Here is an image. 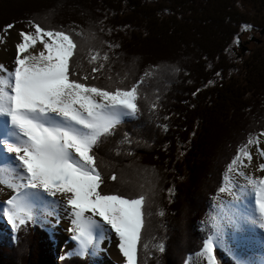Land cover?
Here are the masks:
<instances>
[{
  "label": "rangeland",
  "instance_id": "rangeland-1",
  "mask_svg": "<svg viewBox=\"0 0 264 264\" xmlns=\"http://www.w3.org/2000/svg\"><path fill=\"white\" fill-rule=\"evenodd\" d=\"M253 1L254 0H250L249 4L247 5V9L245 11L246 19H256V21H261V19L264 20V8L252 9L250 4ZM260 1L261 0H259V2ZM262 1L264 3V0ZM2 5L4 7L1 8V11L5 17L3 23H0V66H2V70L10 69L9 71H11L14 69L15 61L17 59V45L22 42V32L30 33L35 39V43L33 44L30 41L29 47L25 52L20 53V57L23 58L24 56H36L39 58L41 51H47L44 49V42H52L51 38L43 35L44 32L52 31L65 33L71 30L74 34V39L77 41V46L75 49H73V54L69 58L74 62L76 72L75 77L78 83L83 84L86 88L95 87L103 91H109L104 87L103 84L100 83V81L103 79H110L114 90L109 92H115L116 88L121 87V85L125 82L126 87L130 86V89L133 88V86L137 87L138 96L136 104L140 116H136V119L132 120V124L129 127L127 126L128 130L132 131L131 134H133V136L131 139L134 140V144L138 143L137 137L141 140L143 139L139 136V133L142 135L147 134V130H139L136 126H138L142 120H152L150 118L151 108H165L164 105L158 104V100L152 101L153 96L157 94V96L165 97V99L170 97L169 102H172L174 105L176 103V97L180 94L178 91L180 88L192 90V88L189 86L193 83L190 82L188 77L190 74H193L192 69L195 67V64L203 61L200 56L192 49L193 44L190 39L185 38L182 42H178L173 39V37L168 36L166 40H161L156 34L151 39H143L136 32H134L135 30L129 32L133 40L129 47L138 48V43L142 42L143 47L146 50L143 51L144 53H138L132 52L137 49L130 48L124 55H120V52H125V45L122 43V40L125 38L124 35L126 34L129 36L128 33L122 30L121 33L116 37L118 39L116 41L114 39L112 44L110 39L105 42L113 48V57H104L106 59L105 63H98L95 65V67L84 69V63L86 62V59H84L83 49L86 45V42L92 43L98 40V37L95 33H88L90 24L93 25V23L90 22L95 20L97 16L93 13L91 14V9L86 11L84 0H10L9 5L5 6L4 3H0V7ZM13 6L17 8V11L12 9ZM211 17L215 18L214 14H212ZM109 20L111 19L107 18L103 21V23L105 22L107 24L109 23ZM116 22L118 25L124 21L117 19ZM152 24L153 22H151L149 25ZM36 25L40 26V28L43 30L42 33H36ZM183 30L185 32V28H183ZM251 32L253 36L251 37L252 39H257L258 42L260 39H262V42L257 44L254 42V40L249 41L250 33L247 32L246 36L242 38V44H244L246 50L242 51L241 48H237L236 52L238 56L242 52V56L246 57V70L249 72V75L246 77V83L239 75V68H236V70L232 72L231 75L226 74L227 76L225 77L220 76V83L234 80L235 87L238 88L234 89L229 84H222V89L227 96H233L237 92L239 94L241 91H245V88L246 91L250 89V91L246 94V98L248 95L250 97L248 109L250 107L257 108L258 104H260L262 101L261 99H263L262 97L264 96V32L262 34H260L258 30H252ZM40 37H42V39ZM118 40L121 43L120 52L113 46ZM133 44L136 45L133 46ZM74 45L76 44L74 43ZM258 61L259 63H257ZM6 63L8 64V68L3 66ZM92 65H94V63H92ZM80 66L82 71L81 75L79 76L77 70ZM216 66L217 65H213L210 67L209 71L215 73L216 71L213 69L214 67L216 68ZM241 68H243V65L242 67L240 66V69ZM0 76H6L5 78H7V75L2 74L1 72ZM141 76L147 78L152 83V85L149 86L148 81L144 83ZM68 78L70 81H73L69 75ZM207 81L210 83L208 84ZM207 81L202 88L206 87L207 85L215 86V81L213 79H207ZM137 82L141 83L137 84ZM220 83H218L216 87L208 93L210 97H212L214 91H216V89L221 86ZM243 84H245L244 87ZM195 86V89L198 91L197 85ZM95 99L97 102L101 101L99 96H95ZM165 105L168 107L167 102H165ZM6 118V116L0 115V141H3V135L6 134V132H4ZM9 119L10 118L8 117V120ZM120 128L122 130L120 132L113 133V138L111 136L107 141L106 147L108 148L105 150V152H103V162L100 165L102 166L103 170H106L105 177L109 176L113 178V176L116 177L117 175L124 173L126 177L118 181L122 183L125 182V184H112L105 181V177H100L101 183L99 184L98 191L101 193V195L117 194L122 198L130 200L143 197L145 211L143 216L145 213H147L149 215L148 218H150V222L148 224L146 222V225L141 228L142 233L140 234V238L143 237L142 242L144 247H148V264H165L167 261H170L171 264H209L208 254L205 251V243L210 238L215 237L218 233L220 234V239L222 242H214L213 249L220 248L219 257L223 259L226 257L229 260L234 261L236 264H246L244 261L246 258L243 254H240L239 258H237L235 255V252H239L235 250L236 247L234 246L239 242V232H237L238 228L234 227L235 221L231 220L233 219V216L228 217V224L221 221L223 205L226 204L228 207H231V200H236L237 202H239V200L234 199L231 195L225 196L223 191L226 188V185L231 183V180H229V173L233 171V173H235V185L233 183L231 192L234 194L237 193L241 197L245 195V191L238 190L237 188L238 184L243 183L239 182L238 179V177L241 176V162L245 163L243 158L246 156L245 152H247L251 157L249 159L248 156H246L247 160L252 161L255 156H259L262 160V164H264V155H262V152H264V132L253 134V131L246 134V144L244 146H222L223 148L221 149L220 146H202L200 149L201 152L198 154L197 163H195L196 155H188L186 160L183 162L180 161V166L185 168V172L180 169V173L175 175L173 169L169 168L166 169L164 173H160L156 164L150 165L149 168L143 167L139 152L129 156L130 152L132 151L131 149H135L137 151L138 146H121V148H119L116 143V138L126 135L127 131V129L123 126H120ZM98 140L97 146H101V143H103L101 136L98 138ZM3 144H0L2 149V146H5L7 143L3 141ZM237 147L240 150L236 158L231 162V164H228L226 171H224L225 158L229 156L228 153H235ZM2 149L0 157H3V155L6 153V150L3 152ZM184 150H186L185 146H177L176 148V152H183ZM160 151L164 150L160 149L159 152ZM91 152H94V148H92ZM191 152L196 151L192 150ZM150 153L156 154L154 149H151ZM13 155L15 159V154ZM95 155L96 153L94 152V156ZM99 156L101 159L102 155L99 154ZM106 156L115 157L116 161L109 163L105 160ZM178 157H180V153L178 154ZM155 158L157 159V156H155ZM3 160H6V158H3ZM8 160L11 161L12 166L16 168V165L13 164V159L8 158ZM188 160H190L192 163H195L196 168L199 171L193 175L194 178L189 176L190 166L188 164ZM0 161L2 162V160ZM3 165L4 169L2 168L1 171H4V174L0 175V179L11 181L5 168L6 164ZM168 165L170 166V164ZM260 166L261 165H259V167ZM138 167H141L146 171L143 177H141L140 169H138L137 176V171L135 170ZM220 167L221 170L223 169L222 173H220V179L215 181L217 179L216 172L220 169ZM97 169L98 168H96V170ZM260 170H262V168ZM256 173H258V171ZM168 180L172 181L173 183L167 182ZM185 181H187V184ZM166 182L169 184L163 187ZM184 184H186V186H184ZM249 186L252 189L249 192V196L246 198V211L248 214L246 218V227H248L250 230V236L252 239L260 246V250H258V252H261V255L258 256L257 251H251L253 254L258 256L259 261H253L252 263L249 262V264H264V228L258 226V224H256L254 221L255 218H261L257 207L258 205L256 203V195L257 191L262 186L258 185L255 188L251 183H249ZM9 189L10 188L7 186V183H0V230L8 231L12 235L15 233L14 237L16 239H18L20 236L19 232L22 231H24V234L29 235L28 237L30 240L27 238H20L23 240V247L21 251L15 252V255L21 264L25 263L27 260L24 252L27 250V240L29 243L31 242L32 234L31 231L25 232V227L22 230L21 226L24 225H19L18 221L17 229H13L7 218L2 214V207L6 206V202L11 198V196L15 194L14 189ZM172 189L178 193V198L170 197ZM221 189H223V191H221ZM105 190L115 191L116 194H105ZM181 193H189V197L193 196L194 193L201 194L202 200H198V204H200L205 198L209 202H212L213 213L211 216H206V213L202 211L199 218L194 217V219L191 220L194 222V226L195 224H199L200 221L203 223L202 226L196 227V230L201 232L202 235L201 233H198V239L194 238L192 244L189 242V240H187L188 238L193 237L192 235L195 234L191 228L192 222L187 219L189 222L185 223L182 216L178 218L179 214L184 215L183 208H181L179 211L180 205H182L180 204V201H182V197H180ZM250 195L253 199V205L251 204ZM43 196L44 200L42 202H45V204L41 202L43 204L42 207L37 205L33 209L34 219L31 221V223L44 227L45 230L47 229L46 231L49 233V235H53L55 248L52 249L50 247V249L51 253L54 254L56 263L78 264V262L75 260H79L81 257L88 258L89 262L92 264H127V260L122 257V254L121 256L116 254V252L120 251L119 247V250H115V244L118 243L114 236L116 233L110 229V226L104 225L100 217L96 216L97 220L100 221L102 226L93 228V244L88 245L81 251V245L79 241L72 238L74 235H76V233L74 231H70V229L74 228L75 226L70 227L67 225L70 219V210L65 211V208L63 207V205L66 204V201L64 199L60 200V198L57 196L55 197L57 200L53 201V197L49 196L47 193ZM55 201L61 202V205L58 207L62 209L60 215L63 217L61 218L59 215L58 222L56 221V217L55 220H53L46 215V213L51 212L52 209L55 210ZM48 202H50L49 205L46 204ZM155 205L158 206L155 207ZM170 207L172 208L171 210ZM238 207L241 208V201L239 202ZM151 208L152 215L149 213ZM91 215L92 213L90 212L85 213V216ZM66 218L68 221H66ZM195 220H197V223ZM241 220L242 219H239V223ZM62 221L64 222L63 224ZM154 221H159L160 224L159 229H157L155 232V237L149 236L151 224ZM233 221L234 223H231ZM205 225H208L211 230L209 236H207V229L205 228ZM182 230H184V233H186L184 236H180L179 234ZM170 233L171 236L169 238ZM172 235H175L176 237L174 241H172ZM225 235H227L226 237L229 238V241H227L228 239L226 240ZM101 238L105 242L100 249L101 251H99V249L95 248L97 243L100 244ZM177 238L180 239L183 250L174 249L178 241ZM138 239L135 248V255L138 248ZM242 241L245 242V238ZM13 243H15L14 238ZM240 247L241 250L244 249L242 245H240ZM244 254L247 256L246 252H244ZM27 255L30 258H34L33 253ZM71 255H73L72 257L74 258L75 262H71L72 260H69ZM248 258L251 259L252 257L248 255ZM134 264H136V256ZM137 264H141V262L139 261Z\"/></svg>",
  "mask_w": 264,
  "mask_h": 264
},
{
  "label": "trees",
  "instance_id": "trees-1",
  "mask_svg": "<svg viewBox=\"0 0 264 264\" xmlns=\"http://www.w3.org/2000/svg\"><path fill=\"white\" fill-rule=\"evenodd\" d=\"M250 0H84L86 11L91 9V14H95L97 18L90 23V28L88 33H95L98 40L95 42H86L84 47V69L95 67L98 63H105L106 59L104 57H113L112 47L105 43L108 39L112 42L118 39L116 38L121 31L136 32L143 39H151L154 35H158L161 40L169 37H173L178 42H182L185 38L190 39L193 46L192 49L200 56L203 61L195 64L192 69L193 74L188 77L190 82L193 83L189 87L192 90L179 89L180 94L176 97V103L173 105L170 101V97L165 99V97H160L154 95L153 100H158V104L165 106L164 109L151 108L152 120L145 121L142 120L138 126L139 130H147V134L139 136L143 138L138 139V143L134 144V140L131 139L133 136L132 131L128 130L132 124V120L136 119V116H140L139 110L137 109L134 115H125L124 118L120 120L117 125L123 126L127 129L126 135L116 138V143L119 148L121 146H138L137 151L131 149L129 156L134 155L136 152L141 155L142 165L145 168H149L150 165L156 164L160 173H164L166 169H173L174 174L180 173V169L185 172V168L180 166V161L187 159L188 155H196L195 163L198 161V154L201 152L202 146H244L246 144V134L253 132V134L264 132V96L261 99V103L258 104L257 108H249V95L246 98V94L250 91H241L238 94L235 93L233 96H227L222 87V84H229L232 88L235 87V81L230 80L228 82L220 83V76L231 75L232 72L239 68V75L244 79L246 83V77L249 75L248 70H246V57L242 56V53L238 56L236 54L237 48L236 39L240 37V42L242 43V38L246 36L249 32V38L253 37L252 30H258L260 32L264 29V20L256 21V19L248 20L246 19V9ZM0 3H4L5 6L9 5L10 0H0ZM51 4V3H50ZM53 5V4H52ZM0 7V23L2 24L5 20L3 12ZM250 7L252 9L264 8V3L261 0H254ZM13 6L12 9L17 11V8ZM213 12V13H212ZM214 14L215 18L211 15ZM109 20V23H103L105 19ZM118 20L124 21L123 23L116 24ZM153 22L152 25H149ZM185 28V32L183 30ZM70 39L75 43V48L77 46V41L74 39V34L71 30L66 32ZM113 35V36H112ZM122 43L125 45V52L121 51V43L118 40L113 46L120 52V55H124L128 49L132 48L129 45L133 42L132 37L124 35ZM252 39V38H251ZM255 41V39H253ZM262 39L257 44L261 43ZM136 44H133L135 46ZM74 48V49H75ZM132 52L144 53L146 49L143 47V43H138V48ZM140 50V51H139ZM152 52V51H151ZM196 54V55H197ZM94 63V65H92ZM259 63V61L257 62ZM214 67L215 73L209 71V68ZM243 68L240 69V66ZM81 66L77 70L78 75H81ZM71 72V73H70ZM68 75L69 77L77 82L75 77V65L72 59L68 60ZM216 74V75H215ZM227 74V75H226ZM214 75V76H212ZM142 77V76H141ZM76 79V80H75ZM207 79H213L215 81V86H209L202 88L206 83ZM144 83L148 81V85L151 86L152 83L147 79L142 77ZM208 84L210 83L207 81ZM104 87L113 91L114 87L110 79H103L100 81ZM220 83L221 86L214 91L213 96L208 95L216 85ZM126 82L117 87L120 90H129L126 87ZM197 85V89H195ZM245 84H243V87ZM209 88V89H208ZM242 88V87H241ZM240 88V89H241ZM207 90V92H206ZM172 100V98H171ZM165 102H167L168 107H166ZM144 119V118H143ZM120 126H114L108 133L101 135L103 143L101 146L93 145L94 152L91 155L94 157L96 171L99 172L100 177H105L106 170H103V152L108 148L106 147L107 141L110 139L113 133L120 132L122 129ZM145 137V140H144ZM113 138V136H112ZM177 146H185L186 150L183 152H176ZM228 147V150H229ZM154 149L156 154H151L150 150ZM163 149L164 151H160ZM192 150L196 152H191ZM238 149L235 153L226 154L224 160V171L228 167V164L236 158ZM180 153V157L178 154ZM99 154L102 155L100 159ZM106 154V153H105ZM157 156V159L155 158ZM106 161L113 162L116 161L115 157H107ZM195 163L188 160L190 166L189 176L194 178L193 175L198 173ZM170 164V166L168 165ZM141 170V177H143L146 171L138 167ZM103 170V171H102ZM178 170V171H177ZM223 170V169H222ZM221 167L216 172L218 181L220 179V173H222ZM102 171V172H101ZM127 172V171H126ZM135 176V175H134ZM126 175L121 173L117 175L115 179L107 176L105 181L112 184H121L118 180L125 178ZM128 178V177H127ZM171 182L172 181H167ZM165 183L163 187L167 186L169 183ZM187 184V181H185ZM122 184H125L123 182ZM184 184V186H186ZM106 187V186H105ZM110 189V188H108ZM168 192V191H167ZM105 194H116L115 191L105 190ZM117 195V194H116ZM215 195V194H214ZM170 197L178 198V193L173 189L171 191ZM182 201H180V208H183L184 215L179 214V217L184 218V222L188 223L194 219V217L200 216L203 212L206 216L212 215V202H209L206 198L198 204V200H202L201 194L194 193L193 196L189 197V193H181ZM158 205H155L157 207ZM172 208L170 207V210ZM142 227L150 222L148 214L144 211V201L142 203ZM152 215V208L149 210ZM187 215V216H186ZM147 217V218H146ZM192 222L191 228L194 231L193 237L188 238L189 242L194 241V238L198 239V232L196 227L202 226L203 223L200 221L199 224ZM197 223V220H195ZM159 221H154L151 224L149 236L156 235L157 229H159ZM22 230L25 227V232L31 231L32 237L31 242L27 240L26 251L24 255L26 257V262L21 264H58L55 261L54 254L51 253V249L55 248V241L52 234L45 230L37 224L27 221L24 226H21ZM207 229V236L210 235L211 230L208 225H205ZM201 231V230H200ZM139 233L138 248L136 250V264L139 261L141 264H148V247H144L142 238H140ZM47 234V236H46ZM180 236H184V230L180 231ZM0 264H20L15 252L21 251L23 247L22 239H29L28 234H24V231L19 232L18 239H16L8 231L0 230ZM202 235V233H201ZM171 233L169 235V238ZM13 238L15 243H13ZM172 241L176 239L175 235H172ZM178 239V238H177ZM30 240V239H29ZM186 240V241H187ZM51 241V242H50ZM20 246V247H19ZM186 246V245H185ZM188 246V245H187ZM170 248V247H169ZM176 250H183L182 243L178 239ZM33 250V251H32ZM34 254V258L28 257L27 254ZM48 254V258H47ZM164 255V254H163ZM71 255L69 260L71 262L77 261L78 264H92L89 262L88 258H81L75 260ZM213 256L215 258V264H236L234 261L229 260L220 256V248L213 249ZM33 259V260H32ZM143 260V261H142ZM67 261V260H65ZM68 262V261H67ZM174 263V262H173ZM165 264H171L167 261ZM175 264V263H174Z\"/></svg>",
  "mask_w": 264,
  "mask_h": 264
},
{
  "label": "snow or ice",
  "instance_id": "snow-or-ice-1",
  "mask_svg": "<svg viewBox=\"0 0 264 264\" xmlns=\"http://www.w3.org/2000/svg\"><path fill=\"white\" fill-rule=\"evenodd\" d=\"M35 28L37 34L42 33L40 26ZM43 35L52 39L51 43L44 42L47 55L41 52L39 58H21L20 53L27 50L29 42L35 43L30 33L22 32L15 67L7 71V78L0 76V115L10 118L16 129L11 135L18 141L7 143L6 152L16 154L19 181L0 179V183H7L15 191L2 207V214L17 229V221L24 225L34 219L33 209L44 200L43 193L51 197L65 194L63 207L70 210L75 226L70 231L76 233L72 238L79 241L81 251L93 244V228L102 226L93 218L98 216L119 237V248L127 264H134L143 197L130 200L101 195L100 174L91 150L98 138L123 116L136 113L137 87L109 92L70 81L67 72L68 59L75 48L73 41L63 32L48 31ZM95 96L101 101L97 102ZM245 155L251 158L247 152ZM260 167L264 169V164ZM256 183L264 186V179ZM54 203L61 205L60 201ZM256 203L260 227L264 228V187L257 191ZM86 212L92 215L85 216ZM214 242H222L219 233L205 243L209 264H214Z\"/></svg>",
  "mask_w": 264,
  "mask_h": 264
},
{
  "label": "bare ground",
  "instance_id": "bare-ground-1",
  "mask_svg": "<svg viewBox=\"0 0 264 264\" xmlns=\"http://www.w3.org/2000/svg\"><path fill=\"white\" fill-rule=\"evenodd\" d=\"M9 50V49H8ZM11 52V51H10ZM42 52V51H41ZM40 52V53H41ZM43 53H44V55H47L48 53H47V51H43ZM1 58V57H0ZM5 61V60H4ZM3 66H5V67H7L8 68V64L6 63V64H4ZM10 69H7V70H0V72L2 73V74H4V75H7V71H9ZM6 77V76H5ZM14 131H16V129H14L13 131H8V134L6 133L5 135H3V141L4 142H6V143H9V142H18V141H16L15 140V137H13L12 135H11V133L12 132H14ZM4 145V144H3ZM6 145L7 144H5V146H2L3 147V149L1 148V146H0V154H1V149H2V151L4 152V150H6ZM13 154H15V153H11L10 155H9V153H5V155H3V157H0V160H2V162H3V164H6V166H5V168H6V170H7V172H8V174H9V177H10V179H11V181L12 182H19L18 181V179H16V176H17V169L16 168H14L13 166H12V163H11V161H9L8 160V158H12L13 159V164L14 165H17L18 164V161H16L15 159H14V155ZM22 154V153H21ZM16 155V154H15ZM3 158H6V160H3ZM243 160H245V163H242L241 162V165H242V170H241V176H239L238 177V179H239V182H243V183H240V184H238L237 185V188H238V190H241V191H245V195L244 196H240L239 194H237V193H232L231 192V189H232V185H233V183H234V185H235V173H233V171L232 172H230L229 173V180H231V183L230 184H227L226 185V188L224 189V191H223V193L225 194V196H232L234 199H237V200H239V202L241 201V208L240 207H238V205H239V202H237L236 200H234V201H230V203H232V206L231 207H228V205H223V208H222V210H223V212L221 213V216H222V218H221V221H223L224 223L226 222L227 224L229 223V218L228 217H230V216H233V219H231V220H234L235 221V224H234V227H237L238 228V230H237V232H239V236H238V238H239V242L236 244V245H234L236 248H235V250H237V251H239V252H235V255H236V257L237 258H239L240 257V254L242 255H244V257L246 258V257H248V252H247V256L244 254V252H246V218H247V216H248V214H247V207H246V198L249 196V192H250V190L252 189L250 186H249V183H251L255 188L259 185L258 183H256V182H258L260 179H264V169H262V170H260L261 168L259 167V165H262V160L260 159V157L259 156H255L254 157V159L252 160V161H249V160H247L246 159V156L243 158ZM2 162L0 161V175H2V174H4V171H1L2 170V168L4 169V165L2 164ZM258 171V173H256ZM6 172V173H7ZM7 174V175H8ZM244 183H246V184H244ZM3 186V185H2ZM247 187V188H246ZM262 187H264V186H262ZM11 189V188H10ZM9 189V190H10ZM235 189V188H234ZM42 191V190H41ZM234 192V191H233ZM13 193V192H12ZM11 193V194H12ZM44 194H46V193H44ZM43 194V195H44ZM70 195V194H69ZM57 197H59L60 198V200H62V199H64L65 201H66V199H67V197H66V195L65 194H62V193H58L57 195H56ZM55 196V197H56ZM257 196V195H256ZM55 197H53V201L54 200H57ZM58 198V199H59ZM50 200V199H49ZM52 201V200H51ZM43 204H45V202H42ZM42 203H40L39 205L42 207L43 206V204ZM229 203V204H230ZM46 204H50V202H48V203H46ZM252 204V203H251ZM253 205V204H252ZM258 207V206H257ZM257 209V208H256ZM61 210L62 209H60L57 205L55 206V210L54 209H52V211L51 212H49V213H46V215L49 217V218H51V219H53V220H55V217H56V221L58 222L59 221V219H58V216L60 215V212H61ZM258 210H259V207H258ZM228 211V212H227ZM55 213V214H54ZM90 215V214H89ZM241 215H242V218H241ZM60 217L62 218L63 216L62 215H60ZM98 217V216H97ZM97 217H93L95 220H97ZM67 219V218H66ZM65 219V220H66ZM71 219H72V217H70V219H69V222H68V226H74V225H72V223H71ZM239 219H242L241 221H240V223H239ZM62 220V219H61ZM251 220H253V219H251ZM66 221H68V219L66 220ZM98 221V220H97ZM234 221L233 222H231V223H234ZM255 223L256 224H258V226H260V223H261V218L259 219V218H255ZM64 222L62 221V224H63ZM254 223V222H253ZM70 224V225H69ZM251 226V225H250ZM94 231V230H93ZM255 235V234H254ZM13 236H15V233L13 234ZM109 236V235H108ZM115 236V238H116V240L118 241V243L117 244H115V246H116V249L115 250H119V244H120V239H119V237L117 236V235H114ZM227 235H225V238H226V240L227 241H229V238L228 237H226ZM261 236V235H260ZM245 238V242L244 241H242L243 239ZM102 242V243H101ZM105 241H103L102 240V238L100 239V244H98L97 243V245H96V248L95 249H99V251H101L100 249H101V247H102V245H103V243H104ZM260 242V241H259ZM101 245V246H100ZM240 245H242L243 246V248L244 249H242L241 250V247H240ZM232 247V246H231ZM96 254V253H95ZM94 254V255H95ZM116 254L118 255V256H121V254H122V257L123 258H125L126 260H127V258L123 255V253H122V251L120 250V251H118V252H116ZM135 253H134V257H133V262L135 263ZM250 257H252L251 259H250V262L252 263L253 261H255V262H257V261H259L258 259H256V258H254L253 257V255L251 254L250 255ZM244 261L246 262V259H244ZM254 262V263H255ZM244 263V262H243Z\"/></svg>",
  "mask_w": 264,
  "mask_h": 264
},
{
  "label": "water",
  "instance_id": "water-1",
  "mask_svg": "<svg viewBox=\"0 0 264 264\" xmlns=\"http://www.w3.org/2000/svg\"><path fill=\"white\" fill-rule=\"evenodd\" d=\"M264 32V30H262L260 32V34H262ZM243 43V42H242ZM240 42V37H237L236 39V45L242 49V51L246 50V47L244 46V44H242ZM242 53V52H241ZM15 128L10 125V119L8 120V117L5 119V128H4V132H6L8 134V131H13ZM249 194V193H248ZM251 198V203L253 202L252 196L250 195ZM258 250H260V246L252 239V237L250 236V230L248 229V227H246V253L248 252V255H253L254 258L258 259V256L261 255V252H258ZM251 251H257V255L253 254ZM251 252V253H249ZM250 259L248 257H246V264H249Z\"/></svg>",
  "mask_w": 264,
  "mask_h": 264
},
{
  "label": "clouds",
  "instance_id": "clouds-1",
  "mask_svg": "<svg viewBox=\"0 0 264 264\" xmlns=\"http://www.w3.org/2000/svg\"><path fill=\"white\" fill-rule=\"evenodd\" d=\"M65 34H66V32H65ZM252 36V35H251ZM253 39H251L250 38V40L249 41H252ZM254 42H257L258 43V40L257 39H255V41ZM69 60V59H68ZM10 125H11V123H10Z\"/></svg>",
  "mask_w": 264,
  "mask_h": 264
}]
</instances>
